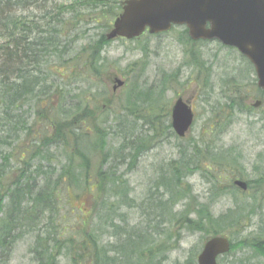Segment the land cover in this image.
I'll use <instances>...</instances> for the list:
<instances>
[{
    "label": "trees",
    "instance_id": "16d2710c",
    "mask_svg": "<svg viewBox=\"0 0 264 264\" xmlns=\"http://www.w3.org/2000/svg\"><path fill=\"white\" fill-rule=\"evenodd\" d=\"M47 1L0 0V257L30 234L34 264H60V258L66 264H162L182 229L204 233L206 239L243 231L254 209L236 201L232 180L236 171L243 175L244 167L236 150L219 144L230 117L223 123L221 118L211 119L215 127L205 124L196 138L188 140L189 151L178 146L179 157L159 166L146 196L138 202L127 175L166 134L180 139L171 128L164 99L178 81L177 70L151 84L127 78L124 101L115 102L97 86L101 82L97 75L105 65L102 51L109 41L102 33L81 43L85 26L78 15L85 9L108 15L110 21L102 23L94 18L108 31L120 11L119 1ZM98 7L99 11L93 10ZM181 36L179 42L194 49L193 42ZM142 50L145 56L146 44ZM189 55L184 62L201 73V57ZM147 64L146 60L141 64L138 79ZM206 71L207 83L198 81L202 90L211 85L208 67ZM208 95L203 100L210 105ZM100 97L106 101L108 118L98 120L95 108ZM229 102L227 109L232 111L236 104ZM23 105L28 108L23 110ZM27 112L33 117L25 116ZM91 131L92 141L86 143ZM91 155L99 158L96 163ZM11 160H17L16 175L8 172ZM194 174L207 185L204 201L185 181ZM74 191L96 208L73 210L80 228L65 235L64 227L59 230L63 198ZM232 195L233 208L214 213L213 203ZM132 208L137 209L134 222L129 216ZM262 243L256 236H243L231 251L235 246L260 251ZM195 257L192 252L185 262L175 264H197ZM250 257L236 259V264H248Z\"/></svg>",
    "mask_w": 264,
    "mask_h": 264
},
{
    "label": "rangeland",
    "instance_id": "374dc122",
    "mask_svg": "<svg viewBox=\"0 0 264 264\" xmlns=\"http://www.w3.org/2000/svg\"><path fill=\"white\" fill-rule=\"evenodd\" d=\"M70 1L48 0L47 2L61 4L62 2L69 3ZM93 10L99 11L100 7ZM78 17L81 19L80 22L85 26V36L80 41L81 43H86L93 39L96 40L102 33H105L106 30L102 24L96 22L94 18L98 19L101 23L110 21L108 15L105 16L103 13L93 12L91 9H85ZM180 32V29L175 28L159 35L145 34L138 40L116 39L109 41L102 51V64L105 63V65L100 69L99 75H97L101 81L97 86L103 88L106 96H112V98H115L112 100L121 103L124 101L126 92L128 91V87H126L127 78L135 80L139 84H143L145 80L148 84H151V82L161 75L177 70L175 77L178 81L175 83L173 89L168 90L165 94V109H168L170 113L172 102L180 95L189 101L195 113L193 125L184 139H176L172 135L166 134L154 147L142 154L136 169L127 175L132 195L135 196L138 202L146 196L147 190L157 177L158 172L156 170L159 166L167 165L170 160L179 157L178 146H185L189 151L191 147H187L188 140L192 137L196 138L197 134L204 130L205 124L208 123L209 126L215 127V123L211 119L218 120L221 118L223 123L226 118L230 117L231 124L228 126L226 133L225 129H222L219 144L223 148L236 150V156H238L237 154L240 155V161L244 167L242 168L243 175L236 171V178L241 176L239 178L251 180L252 183H250L246 192L240 191L238 187L232 191L236 192V201L240 202L241 206H246L247 209L253 208L254 212L253 214L251 213L250 217L246 218L243 231L238 234L227 231L225 235L232 241L240 239L243 236H257L261 230H264V103L260 108H252L251 103L256 99L264 100V97L261 96L254 85L255 76L251 65L248 64L238 51L230 47H222L215 41L193 45L194 49H191L189 46H185L179 42L183 38L179 36ZM145 44L146 55L144 56L142 46ZM78 48L77 43L76 50ZM185 51L201 57L200 59L204 63L201 73L195 67H190L184 62L190 56L189 53L185 54ZM145 60L148 63L146 71L138 79L141 64ZM207 67L209 69L211 85L208 90H202L198 81L204 82V85L207 83ZM116 77L122 79L125 82L124 85L116 86L117 83L115 82L114 84L113 82V79L115 81ZM98 88H94V93L97 92ZM207 93H209L208 98H211L210 102H208L210 105L203 100ZM231 100L236 104L232 111L227 109V105L231 104L229 102ZM98 104L99 107L95 108V116L98 120L108 118L105 115L104 109L106 108V101L100 97ZM217 104H220L221 107ZM27 108V105H23L22 109L26 110ZM249 109L250 112H246ZM25 116L29 118L30 116L31 118L33 117L29 112ZM41 126L40 123H36V127L40 128ZM50 131L51 129H48L47 133ZM87 138L89 139L86 143H89L90 140L92 141V131L88 133ZM24 142L27 144L25 139ZM33 151L35 150L32 149ZM61 159L62 161L65 160L63 156ZM98 159V157L95 158L91 155V160L95 163ZM16 161L11 160L13 165H10L11 168L8 169L10 174L14 173L16 175L18 173L19 166H16ZM185 181L191 184L193 193L203 200V197L207 195V185L204 180L198 174H194L186 178ZM76 192L74 191L66 198H63L64 206L61 211L62 219L59 221V230L61 231L64 227L65 235H70L73 232L76 233L77 228H80V225L79 227L77 225V216L76 213H73V210L77 208L85 209L86 207L96 208V204L90 206L87 203V197L77 195ZM6 198L4 200L5 204ZM233 198L232 195L217 199L212 206L214 213L218 214L228 208H233ZM253 199H257V201H252ZM93 211L95 212L94 209ZM129 216L131 217V222L138 220L137 209H130ZM92 219H95V215H92ZM85 228L87 229L88 226ZM171 230L175 234L177 227ZM179 232V240L176 242L174 248L166 252L167 257L162 264L185 262L192 252H196L197 254L201 250L206 240L205 234L201 232H189L185 229ZM105 238L111 240V237L109 238L108 235H105ZM33 244L34 237L30 234L22 236L7 253L2 254L0 264H34L35 254L32 252ZM251 251V249L247 248L242 252L236 250L228 254L226 258L219 259V263H234L235 257L251 256L250 264H264L263 257L252 254ZM60 260V264L64 262L66 264L64 259L60 258Z\"/></svg>",
    "mask_w": 264,
    "mask_h": 264
},
{
    "label": "water",
    "instance_id": "95a60500",
    "mask_svg": "<svg viewBox=\"0 0 264 264\" xmlns=\"http://www.w3.org/2000/svg\"><path fill=\"white\" fill-rule=\"evenodd\" d=\"M120 5L121 11L105 34L107 40L133 39L145 31L157 34L172 24H184L194 40L217 39L236 47L253 64L257 85L264 92V0H121ZM115 82L116 86L124 83L117 77ZM259 104L256 101L254 106ZM170 118L175 134L184 137L194 113L181 96L174 100ZM234 184L246 188L245 181L235 180ZM229 246L224 236L209 238L197 256L198 264H217V255L227 252Z\"/></svg>",
    "mask_w": 264,
    "mask_h": 264
},
{
    "label": "flooded vegetation",
    "instance_id": "af4514ba",
    "mask_svg": "<svg viewBox=\"0 0 264 264\" xmlns=\"http://www.w3.org/2000/svg\"><path fill=\"white\" fill-rule=\"evenodd\" d=\"M207 26H209V25L207 24ZM173 27H179V28H181V30L185 31L186 34L188 35V31H187V29L185 28V26H172V28H173ZM201 41H204V40H198V41H196V42H201ZM222 46H223V45H222ZM223 47H227V46H223ZM233 49H235V48H233ZM235 50H236V49H235ZM236 51H237V50H236ZM236 157H238V156H236ZM239 162H241V161H239ZM238 173H240V171H238ZM245 181H246V185H247V189H246V190H242V189H240V188L238 187L239 190L242 191V192H246V191L248 190L249 186H250V183H252L251 180H245ZM244 227H245V226H244ZM250 237H252V236H250ZM256 238H258L259 241L263 242L260 251H264V230H261L260 234H258V235L256 236ZM233 243H234V242H233ZM234 244H236V242H235ZM234 244H233V245H234ZM254 248H255V249H254ZM250 249L252 250V251H251L252 254H255V255H257V256L263 257V260H264V254H263L262 252L256 250V247H250ZM231 250H232V249H230V251H228L227 253L220 254V255L217 256V262H218V264H220V263H219V259H223L224 257L226 258L228 254H231V253H233V252L236 251V250H239V251H241V252L243 251V249H241L240 247H236V246H235V248L233 249V251H231ZM236 259H239V258H236V257H235L234 260H233L234 263H232V262H227V264H236ZM248 262L251 263V258L249 259Z\"/></svg>",
    "mask_w": 264,
    "mask_h": 264
}]
</instances>
